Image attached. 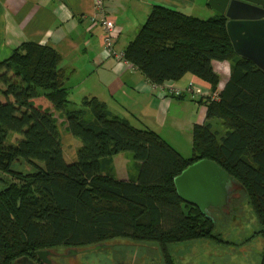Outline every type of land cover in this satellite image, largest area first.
<instances>
[{
	"label": "trees",
	"instance_id": "obj_1",
	"mask_svg": "<svg viewBox=\"0 0 264 264\" xmlns=\"http://www.w3.org/2000/svg\"><path fill=\"white\" fill-rule=\"evenodd\" d=\"M227 22L224 14L203 19L156 5L124 51L154 85L191 73L219 93L208 98L207 117L220 119L226 132L211 122L194 125L190 157L158 132L112 116L95 96L69 108L73 70L61 68L55 48L27 42L0 62V171L15 179L0 191V264L40 263L39 250L120 238L156 243L164 263L176 264L175 246L218 237L215 221L183 201L174 181L204 158L244 186L264 237V70L237 54ZM213 61L231 62L221 91ZM53 110L82 142L76 161L66 159ZM11 132L22 135L15 145L7 143ZM122 152L133 153L138 177L120 180L106 170ZM21 161L32 171H15Z\"/></svg>",
	"mask_w": 264,
	"mask_h": 264
},
{
	"label": "crops",
	"instance_id": "obj_2",
	"mask_svg": "<svg viewBox=\"0 0 264 264\" xmlns=\"http://www.w3.org/2000/svg\"><path fill=\"white\" fill-rule=\"evenodd\" d=\"M156 5L199 18L221 14L209 0H108L106 13L116 24L117 52L124 53ZM97 14L95 0H0V62L27 42L51 46L62 56L61 68L73 70L67 82L70 101L82 103L85 97L95 96L106 103L112 116L158 132L183 156L190 157L193 147L189 152L182 151V135L193 137L196 124H216L215 119L207 117L208 98L214 94L211 84L187 73L179 81L164 83L184 89L181 96L157 87L132 63L109 52L104 28L94 21ZM213 66L220 76L221 91L230 79L231 62L213 61ZM86 118L91 120L92 116L86 114ZM110 162L106 170L120 180L139 175L133 153H119ZM188 247L180 244L173 250ZM263 254L264 250L261 264Z\"/></svg>",
	"mask_w": 264,
	"mask_h": 264
},
{
	"label": "rangeland",
	"instance_id": "obj_3",
	"mask_svg": "<svg viewBox=\"0 0 264 264\" xmlns=\"http://www.w3.org/2000/svg\"><path fill=\"white\" fill-rule=\"evenodd\" d=\"M201 18H209V15H199ZM81 101H71L69 108H82ZM58 119L59 132L62 139L64 153L67 161L77 160L78 151L82 146L79 138L73 136L67 130L66 117L54 111ZM88 116V114H87ZM64 119V122L61 121ZM215 130L222 136L226 129L220 119H215ZM172 132L169 131V134ZM173 134V133H172ZM189 133L182 135L181 149L189 152L193 147V137ZM22 135L11 132L8 135L7 143L15 145ZM132 153V152H129ZM15 171L29 173L32 171L30 166L24 161L17 162L13 168ZM15 179L9 173L0 171V191L6 188ZM215 216L216 239H202L187 242L184 250L174 251L176 264H261V253L264 250V237L259 234L261 225L258 221L251 205L248 194L243 189H238L236 196H232L229 210L221 214L219 210L212 209ZM207 217V216H206ZM218 239V240H217ZM221 241L225 242L220 243ZM111 247L99 250L84 251L92 248L96 244L86 247H58L51 251L58 256H53L54 264H165L160 248L156 243H137L128 239H117L107 241ZM230 243V244H229ZM73 249L80 252L76 257L66 255ZM13 264H22L13 262ZM42 264V263H39Z\"/></svg>",
	"mask_w": 264,
	"mask_h": 264
},
{
	"label": "water",
	"instance_id": "obj_4",
	"mask_svg": "<svg viewBox=\"0 0 264 264\" xmlns=\"http://www.w3.org/2000/svg\"><path fill=\"white\" fill-rule=\"evenodd\" d=\"M209 4L228 18L227 29L238 55L252 60L264 70V0H209ZM178 195L188 204L200 209L204 216L215 221L212 209L221 214L229 210L232 196L244 186L217 162L204 158L189 165L174 179ZM111 243H98L84 251L111 247ZM78 249L63 255L76 257ZM43 264H54L51 250H39ZM22 264H38L29 257L17 260Z\"/></svg>",
	"mask_w": 264,
	"mask_h": 264
},
{
	"label": "built area",
	"instance_id": "obj_5",
	"mask_svg": "<svg viewBox=\"0 0 264 264\" xmlns=\"http://www.w3.org/2000/svg\"><path fill=\"white\" fill-rule=\"evenodd\" d=\"M108 0H95L97 8V16L94 21L98 22L104 28V41L109 52L117 57V59H125L124 53H119L115 49V21L111 19L106 13V3ZM162 90H167L169 94L175 96H181L184 93V89L177 88L175 86H168L166 84L156 85ZM213 100L219 99V93L216 92L211 95Z\"/></svg>",
	"mask_w": 264,
	"mask_h": 264
},
{
	"label": "flooded vegetation",
	"instance_id": "obj_6",
	"mask_svg": "<svg viewBox=\"0 0 264 264\" xmlns=\"http://www.w3.org/2000/svg\"><path fill=\"white\" fill-rule=\"evenodd\" d=\"M37 262V261H36ZM41 263V262H40ZM39 264V263H38ZM43 264V263H42Z\"/></svg>",
	"mask_w": 264,
	"mask_h": 264
}]
</instances>
